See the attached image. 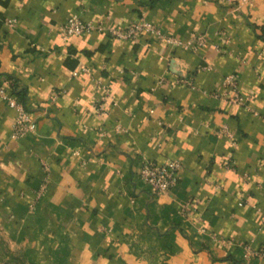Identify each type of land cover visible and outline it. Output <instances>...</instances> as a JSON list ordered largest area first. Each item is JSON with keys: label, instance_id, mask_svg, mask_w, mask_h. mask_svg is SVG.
Masks as SVG:
<instances>
[{"label": "crops", "instance_id": "obj_1", "mask_svg": "<svg viewBox=\"0 0 264 264\" xmlns=\"http://www.w3.org/2000/svg\"><path fill=\"white\" fill-rule=\"evenodd\" d=\"M72 14L114 28L146 20L207 43L193 52L106 30L64 39ZM229 74L240 104L222 94ZM6 76L35 129L12 138L15 111L0 98V224L29 256L264 264V0H0L9 88ZM142 158L178 160L177 183L153 194L138 175Z\"/></svg>", "mask_w": 264, "mask_h": 264}, {"label": "built area", "instance_id": "obj_2", "mask_svg": "<svg viewBox=\"0 0 264 264\" xmlns=\"http://www.w3.org/2000/svg\"><path fill=\"white\" fill-rule=\"evenodd\" d=\"M229 3H233L236 7L250 5L253 0H227ZM106 30L112 37L127 41H135L142 34L147 33L154 36L157 39L165 40L171 45L181 46L184 49L191 50L193 52L198 51L200 48L206 46L207 40L203 35H192L186 41H180L170 35H166L157 27L154 23L146 20L135 21L128 23L125 27L114 28L105 27V25L93 24L81 19L78 14L70 15L65 22L60 26V34L66 39L73 35H79L90 31H103ZM82 71L87 72V68H82ZM189 83L188 80H182ZM222 94L227 95L228 91L232 94L227 95L228 100L231 103L240 104L243 102L244 97L239 93V81L234 74H229L223 77L221 82ZM104 93H107V88L101 86ZM0 98L6 102V104L15 111V116L12 121V138H21L35 129V122L27 111L26 106L20 102L18 97L12 94L6 85H0ZM104 100V96L101 98ZM98 110L102 109V102L98 103ZM227 165H231V161L228 159ZM181 163L176 159L166 158L163 161L154 162L142 158L139 163L138 175L140 179L145 183L153 194H162L167 192L173 187L180 178ZM226 243L230 241L225 240ZM249 255H258L256 252H248Z\"/></svg>", "mask_w": 264, "mask_h": 264}, {"label": "rangeland", "instance_id": "obj_3", "mask_svg": "<svg viewBox=\"0 0 264 264\" xmlns=\"http://www.w3.org/2000/svg\"><path fill=\"white\" fill-rule=\"evenodd\" d=\"M25 251V244L22 241H16L15 239H13L11 230L8 227L0 224V264H5L8 261V257L4 256L5 253L10 252L14 254V256H22ZM27 260L33 261H28V263L30 264H49L47 263V256L31 255L27 257Z\"/></svg>", "mask_w": 264, "mask_h": 264}, {"label": "trees", "instance_id": "obj_4", "mask_svg": "<svg viewBox=\"0 0 264 264\" xmlns=\"http://www.w3.org/2000/svg\"><path fill=\"white\" fill-rule=\"evenodd\" d=\"M6 81H8L9 83V88L11 90V93L16 95L20 100V102H22L25 105L23 90L17 89L16 80L11 76H6ZM4 256L8 257V261L5 264H30L28 263L29 260H27V257L29 256L27 251H25L22 256L21 255L14 256V254L10 252L5 253ZM29 262H33V261H29Z\"/></svg>", "mask_w": 264, "mask_h": 264}]
</instances>
